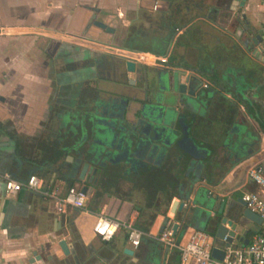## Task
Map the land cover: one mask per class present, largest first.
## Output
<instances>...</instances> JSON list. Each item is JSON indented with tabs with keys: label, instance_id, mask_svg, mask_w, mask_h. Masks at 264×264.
Masks as SVG:
<instances>
[{
	"label": "crops",
	"instance_id": "obj_1",
	"mask_svg": "<svg viewBox=\"0 0 264 264\" xmlns=\"http://www.w3.org/2000/svg\"><path fill=\"white\" fill-rule=\"evenodd\" d=\"M153 2L155 12L149 9ZM87 5H96V18L115 27L111 35L91 28L84 37L87 41L166 55L171 70L200 68L212 72L213 80L220 77L215 83L222 88L217 86L207 107L201 109L202 114H187L191 125L195 124L191 137L210 154H217L216 162L220 163L190 185L182 164L174 169L170 158L158 167L161 172L158 170L141 182H120L125 190L121 194L111 191L97 195L94 188L88 187L83 208H66L61 214L54 212L52 201L24 189L6 196L0 177V264H179L177 252L165 249L156 240L164 217L178 220L169 212L178 192L188 193V222L197 209L195 224L211 236V226L199 222L210 199L212 216L216 199H236L245 190L257 192L264 200V187L246 173L255 161L257 136L264 132L254 116L258 114L264 121V43L254 50L243 46L235 36V30L245 24L264 39L263 0H243L240 5L234 0H0L1 156L13 154L15 138L30 141L41 135L45 121L53 116L66 119L69 115L46 114L49 84L45 65L47 56L53 55L59 43H66L70 36H80L90 14L85 9ZM140 7L158 16L136 22V30L130 36L133 39L125 47L124 31ZM190 28L189 35L180 38ZM211 80L203 78L209 86ZM127 117L131 118L130 114ZM247 162L242 175L234 174ZM6 166L1 162L0 170ZM4 173L14 177L12 171ZM31 173L39 174L34 170ZM26 175L21 171L14 178L23 180ZM169 175L175 177L173 187L163 191ZM61 181L56 178L51 183L63 190L67 186ZM71 185L80 187L76 182ZM219 186L228 190L218 192L215 188ZM97 214L137 227L143 233L139 245L134 249L128 246L122 227L107 241L94 236L92 225ZM66 221L70 223L67 225ZM186 225L179 228L178 236L186 228L196 229ZM256 232H264V225L247 222L245 227L236 229L232 244H243L244 238ZM60 238L65 239L72 253H62L57 245ZM123 248L133 250L136 261L124 256ZM32 251L40 258L33 259Z\"/></svg>",
	"mask_w": 264,
	"mask_h": 264
},
{
	"label": "water",
	"instance_id": "obj_2",
	"mask_svg": "<svg viewBox=\"0 0 264 264\" xmlns=\"http://www.w3.org/2000/svg\"><path fill=\"white\" fill-rule=\"evenodd\" d=\"M235 1L237 5H240L243 0ZM85 9L90 14L80 32L83 43H87L83 38L91 28H96L99 32L109 35L114 33V26L96 18L99 13V8L96 5H87ZM149 9L155 12L156 3L153 2ZM138 11L147 13V10L142 7ZM138 19L140 18L137 15L135 20L133 19L131 24L126 27L122 43L127 40L133 30H136L133 26ZM233 23L237 24L236 17H234ZM57 35L61 36L60 34ZM235 36L243 46H251L254 50L258 49L257 47L261 42L264 43V39L254 29L245 24L235 30ZM60 45L61 43L58 44L57 49L60 48ZM72 49L79 51V60L89 62L94 66L97 64L98 59L85 51L84 48L72 46ZM112 66L117 72L134 73L135 75H140L143 70L141 63L130 59L115 60ZM90 67L87 65L85 68ZM203 78L212 79L210 86L203 82ZM160 79L164 83V97L161 103L167 107L163 106V114H160L157 125L154 127L153 121L150 120V114H130L131 118H128L127 115L117 116L116 114H69L70 117L66 115V119H59L57 116H53L49 121L43 123L42 127L44 128L47 122V126L44 129L48 131L47 133L42 131L40 136L30 141L17 138L13 140V154L11 153L8 157L0 155V163L7 164L6 167L1 169L3 171L0 170V177L5 174L6 170H9L12 171L14 177L24 171V173H27L26 178L28 175L33 174L31 172L34 170L39 173L38 177L42 185L46 186L54 179H60L61 175L69 174L71 175L70 177H74L79 169L77 179L82 180L84 173L89 172L88 166L92 164L91 159L93 157H107L109 155H120V159L123 160L122 166L125 167L127 173L129 171L134 173L136 169L132 167L131 160L142 159L149 164L144 166L145 170H151L158 168L162 161H167L171 158V163H175L174 169H177L178 165L182 164L184 177L188 179L190 185L205 177L207 170L211 172L212 168L219 165L220 162H216L217 154L212 155L205 147L197 144L188 131L184 130L183 127L181 128L179 121L186 119L188 113L202 114L201 109L207 107V103L211 100V95L217 86L222 88L221 84L215 83L216 79L220 80V77L218 76L213 80L212 72L200 68L187 71L165 69ZM224 84L226 85V83ZM169 99L173 100L172 104ZM169 107L172 108L174 114H167ZM254 116L259 124L264 127L263 119L258 114H254ZM173 125L177 126L178 129L176 131L175 128L172 129ZM79 137L81 141H78ZM261 139L264 141V132L262 135L257 136V146H259ZM263 155L264 152L255 156L253 160ZM152 157H156L157 161L151 163ZM241 160L239 159V161ZM253 160L251 159V161ZM248 164L247 162L240 165L234 171V174L242 175L245 166ZM116 165L119 164L112 163V166ZM1 181L3 182L2 178ZM81 190L85 192L86 186H81ZM215 190L224 192L228 190V187L219 186ZM30 192L44 198L41 192ZM187 194L178 192L177 200H172L170 203L169 212L175 215L181 226L185 227L188 223L196 229L203 230L200 229L201 227L198 228L197 224H195L196 222H194L197 218L195 215L197 209L193 212L195 215H193V219L188 222V216L191 211ZM210 203L211 199L207 204L208 206L204 209V215L199 222L204 226H211L215 246L211 247L210 254L216 259H221L223 252L220 247L233 240L236 229L245 227L247 222L260 224L261 219L244 206V202L240 197L228 200L216 199L213 202L214 207H212L215 212L213 216L209 214ZM166 220L167 217H164L163 224ZM55 223H57L56 219ZM161 228L162 226L160 230ZM176 228L177 224L174 223L172 230L174 231ZM224 235L226 237L223 243L221 238ZM246 241L247 239L244 238L242 243L245 244ZM57 245L64 255L72 253L65 239L60 238ZM121 253L132 261H136L133 256V250L123 248ZM31 255L33 259L40 258V255H35L34 251L31 252Z\"/></svg>",
	"mask_w": 264,
	"mask_h": 264
},
{
	"label": "flooded vegetation",
	"instance_id": "obj_3",
	"mask_svg": "<svg viewBox=\"0 0 264 264\" xmlns=\"http://www.w3.org/2000/svg\"><path fill=\"white\" fill-rule=\"evenodd\" d=\"M81 40L80 36H70L65 40L66 43H61L60 48L54 50L52 56H47L45 75L48 79L49 94L46 114H150L153 127L157 125L164 106L161 103L164 97V83L160 78L164 69H172L168 56L165 63H141L143 70L140 75L121 73L113 68L112 63L115 60L129 59L130 51L134 50L93 43L84 38L87 43H83ZM72 46L84 48L94 55L98 59L97 64L94 66L79 60V51H74ZM87 65L91 67L85 68ZM128 74H131V77H128ZM169 101L172 104L173 100ZM167 112L174 114L171 107ZM190 120V116H187L186 119L180 120L179 124L191 135ZM174 128L175 131L178 129L173 125L172 129ZM78 141H81L80 137ZM91 160L89 172L84 173L82 180L77 179L78 169L74 177L69 174L61 175V182L65 186L76 182L80 187L86 186V189L92 187L97 195L111 191L121 194L125 190H122L120 182L126 179L141 182V179L153 176L158 169L145 170L144 166L149 165L148 162L134 159L131 163L136 169L134 173H127L122 166L120 155L93 157ZM151 161L156 162L157 158L152 157ZM112 163L119 165L112 166ZM108 182V187H104ZM69 223L66 221L67 225Z\"/></svg>",
	"mask_w": 264,
	"mask_h": 264
},
{
	"label": "built area",
	"instance_id": "obj_4",
	"mask_svg": "<svg viewBox=\"0 0 264 264\" xmlns=\"http://www.w3.org/2000/svg\"><path fill=\"white\" fill-rule=\"evenodd\" d=\"M166 57V55L137 51H130L129 54V59L138 63H165ZM262 152H264V141L261 139L255 155H261ZM263 162L264 155L257 158L246 170L247 175L261 187H264ZM1 177L3 179V191L6 196L15 194L22 188L41 192L44 197L52 201L54 211L57 214L63 213L66 208L81 209L84 206L86 194L81 190V187L71 185L61 190L55 183L43 186L36 174H30L23 180H17L7 174H3ZM240 199L244 202V206L257 214L264 224V200L259 194L245 190L241 192ZM174 223L177 224V228L173 231L172 225ZM120 227L125 229L128 246L131 249L136 248L143 233L131 223L119 222L97 214L92 225V232L100 240L107 241ZM180 227L181 224L178 220L173 221L169 217L156 235V240L165 249H173L177 252L179 264H264V232L252 234L245 244L234 245L231 241L226 245H222L220 247L223 252L222 258L216 259L210 254L211 247L215 245L209 233L204 230L186 228L183 234L178 236ZM225 237L226 235L221 238L223 243Z\"/></svg>",
	"mask_w": 264,
	"mask_h": 264
},
{
	"label": "rangeland",
	"instance_id": "obj_5",
	"mask_svg": "<svg viewBox=\"0 0 264 264\" xmlns=\"http://www.w3.org/2000/svg\"><path fill=\"white\" fill-rule=\"evenodd\" d=\"M138 16H139V18L140 19H138V21L137 22H142V21H148V20H150V18H156V16H158V15H156V14H149V13H141V11H138V13H136ZM143 15V16H142ZM150 16H152V17H150ZM195 26V24H193L192 25V27L191 28H193ZM188 29V31H186L185 32V34L183 35V36H181L180 38H184L185 36H188L189 35V32H191L192 31V29ZM47 124V122L45 123V126H47L46 125ZM45 126H44V128L42 127L41 129H42V131H44V132H48L47 130L45 131L44 129H45ZM109 183L110 182H108V184H106V186H104V187H108V185H109ZM146 187V186H145ZM147 188V187H146ZM170 189H172V185H171V181H166V186H165V188H163V191H169ZM262 223V222H261ZM263 224V223H262ZM264 225V224H263ZM198 227H200L199 225H197ZM257 233V232H256Z\"/></svg>",
	"mask_w": 264,
	"mask_h": 264
},
{
	"label": "trees",
	"instance_id": "obj_6",
	"mask_svg": "<svg viewBox=\"0 0 264 264\" xmlns=\"http://www.w3.org/2000/svg\"><path fill=\"white\" fill-rule=\"evenodd\" d=\"M130 36H131V34H130ZM130 36H128L127 40L123 42V46L127 47L128 44H130V43H128V41H131V39H133V38H131ZM158 170H160V168H158L157 171H158ZM157 171H156V172H157ZM160 172H161V170H160ZM166 172H168V171L166 170ZM169 177H170V178H169L168 181H171V185H172V187H173V181H174L173 179H175V177H173L172 175H169ZM172 180H173V181H172ZM165 186H166V184H163V185H162V189L165 188ZM168 198H169V196H168Z\"/></svg>",
	"mask_w": 264,
	"mask_h": 264
}]
</instances>
